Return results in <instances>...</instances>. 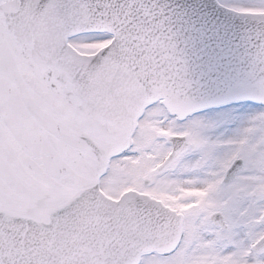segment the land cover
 Listing matches in <instances>:
<instances>
[{
  "label": "snow or ice",
  "instance_id": "snow-or-ice-1",
  "mask_svg": "<svg viewBox=\"0 0 264 264\" xmlns=\"http://www.w3.org/2000/svg\"><path fill=\"white\" fill-rule=\"evenodd\" d=\"M0 264H264V0H0Z\"/></svg>",
  "mask_w": 264,
  "mask_h": 264
},
{
  "label": "water",
  "instance_id": "water-1",
  "mask_svg": "<svg viewBox=\"0 0 264 264\" xmlns=\"http://www.w3.org/2000/svg\"><path fill=\"white\" fill-rule=\"evenodd\" d=\"M87 187H89L87 176L72 174L67 179L50 185L48 191L59 205L68 206L80 197ZM156 202L160 203L159 201ZM167 209L177 216H182L169 208Z\"/></svg>",
  "mask_w": 264,
  "mask_h": 264
},
{
  "label": "flooded vegetation",
  "instance_id": "flooded-vegetation-1",
  "mask_svg": "<svg viewBox=\"0 0 264 264\" xmlns=\"http://www.w3.org/2000/svg\"><path fill=\"white\" fill-rule=\"evenodd\" d=\"M189 191H185V193H188ZM192 192H194L195 193V195H194V198H203V197H205L206 195H207V193H205V192H202V191H192ZM182 193V192H181ZM181 193H178L177 195H172V196H170L169 195V197H166V199L165 198H163L162 196H161V198L160 199H162V201L165 203V204H167V205H169L170 207H172V208H174V209H177L178 211H180V212H182L183 214H185V211H184V209L182 208V207H189V206H191V204H182L180 201L181 200H183V199H185V198H188L187 196L188 195H183V194H181Z\"/></svg>",
  "mask_w": 264,
  "mask_h": 264
},
{
  "label": "rangeland",
  "instance_id": "rangeland-1",
  "mask_svg": "<svg viewBox=\"0 0 264 264\" xmlns=\"http://www.w3.org/2000/svg\"><path fill=\"white\" fill-rule=\"evenodd\" d=\"M153 131H156L157 134L159 135H170V133L166 132L165 130H162V129H156V128H153ZM223 132H229L230 130L228 128H225V129H222ZM167 155V154H166ZM166 155H162L161 153H157L156 156H149L148 157V160H154V159H157L158 157H161L162 156V159L166 156ZM140 162L137 161V164H139ZM147 171L151 172V168H148ZM181 193V192H180ZM158 195L162 196L163 198L166 199V197H169V195L165 194V193H157ZM184 196L185 195H188L187 197H193L194 198V195L195 193L192 192V191H189L188 193H185V191H182V193ZM197 200V204L193 207V204L192 206L189 208V209H185L186 213L190 212L193 208H196L199 206V203L203 200L201 198H196Z\"/></svg>",
  "mask_w": 264,
  "mask_h": 264
}]
</instances>
